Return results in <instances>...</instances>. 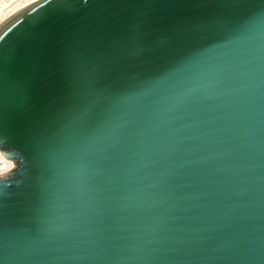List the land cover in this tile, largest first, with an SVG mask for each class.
<instances>
[{
	"label": "water",
	"instance_id": "obj_1",
	"mask_svg": "<svg viewBox=\"0 0 264 264\" xmlns=\"http://www.w3.org/2000/svg\"><path fill=\"white\" fill-rule=\"evenodd\" d=\"M5 36L0 264H264V0H33Z\"/></svg>",
	"mask_w": 264,
	"mask_h": 264
},
{
	"label": "clouds",
	"instance_id": "obj_2",
	"mask_svg": "<svg viewBox=\"0 0 264 264\" xmlns=\"http://www.w3.org/2000/svg\"><path fill=\"white\" fill-rule=\"evenodd\" d=\"M16 149L8 145L7 141L0 143V181L8 183L15 178V174L21 170L22 161L15 155ZM6 154L16 157L15 160H7ZM14 173V174H13Z\"/></svg>",
	"mask_w": 264,
	"mask_h": 264
},
{
	"label": "bare ground",
	"instance_id": "obj_3",
	"mask_svg": "<svg viewBox=\"0 0 264 264\" xmlns=\"http://www.w3.org/2000/svg\"><path fill=\"white\" fill-rule=\"evenodd\" d=\"M33 0H22L19 3L11 6V8L9 7L8 9H6L4 12H2L1 16L3 18V20L5 21L8 17H10L13 13H15L18 9H20L21 7L25 6L26 4L30 3ZM8 160V159H7ZM10 161V160H9Z\"/></svg>",
	"mask_w": 264,
	"mask_h": 264
},
{
	"label": "rangeland",
	"instance_id": "obj_4",
	"mask_svg": "<svg viewBox=\"0 0 264 264\" xmlns=\"http://www.w3.org/2000/svg\"><path fill=\"white\" fill-rule=\"evenodd\" d=\"M22 0H4L3 4H0V16L2 15L1 13L4 12L6 9L11 6L19 3Z\"/></svg>",
	"mask_w": 264,
	"mask_h": 264
},
{
	"label": "snow or ice",
	"instance_id": "obj_5",
	"mask_svg": "<svg viewBox=\"0 0 264 264\" xmlns=\"http://www.w3.org/2000/svg\"><path fill=\"white\" fill-rule=\"evenodd\" d=\"M3 2H4V0H0V4H3ZM85 2H86V0H85ZM3 26H4V20H3L2 17H0V27H3ZM6 38H7L6 36L3 37V38H0V44H2L3 40L6 39Z\"/></svg>",
	"mask_w": 264,
	"mask_h": 264
}]
</instances>
